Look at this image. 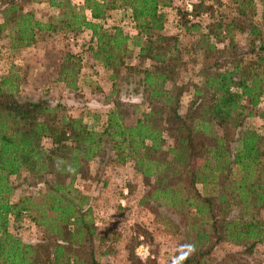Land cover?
<instances>
[{"label":"trees","instance_id":"1","mask_svg":"<svg viewBox=\"0 0 264 264\" xmlns=\"http://www.w3.org/2000/svg\"><path fill=\"white\" fill-rule=\"evenodd\" d=\"M44 1L61 12L56 25L34 19L23 10V0H0V32L10 39L9 49L26 48L55 29L88 31L95 45L92 59L104 69L123 67L122 80L132 86L126 96H139L145 109L112 97L113 90L101 126L88 125L81 117L56 118L57 106L48 100L21 95L15 74L0 77V264H98L93 211L74 183L87 178L90 161L104 157L133 164L147 187L140 205L154 202L183 216L174 264H202L223 242L244 252L263 243L264 136L242 129L247 117L258 115L255 108L264 96V33L251 28L252 47L237 60L219 63L215 54L224 46L214 48L212 39L229 38L230 45L235 24L216 23L214 31L209 27L196 44L203 45L199 56L207 73L189 86L177 82L181 62L176 37L163 32L167 0H82L80 6L68 0ZM243 6H251V0L238 4L237 18L244 16ZM113 10L124 11L133 35L99 23ZM203 10L200 3L192 5L194 15ZM130 42L148 62L146 68L124 61ZM71 86L73 82L65 83ZM185 92L193 97L180 114ZM131 108L139 112L132 121L126 112ZM163 136L172 141L165 150ZM43 139L49 140V148ZM21 171L41 182L43 190L11 202L8 177ZM21 213L42 229L45 241L25 244L7 231L9 218L16 221ZM179 228L178 223L168 231Z\"/></svg>","mask_w":264,"mask_h":264},{"label":"rangeland","instance_id":"2","mask_svg":"<svg viewBox=\"0 0 264 264\" xmlns=\"http://www.w3.org/2000/svg\"><path fill=\"white\" fill-rule=\"evenodd\" d=\"M68 1L75 6L82 4V0ZM167 1L168 4L162 7L165 15L163 32L176 37V54L181 62L177 82L182 81L189 86L195 85L201 75L207 73L199 56L203 45L196 44L198 35H204L209 27L212 26L214 31L216 23L227 24L233 20L235 24L232 26L230 45L229 38L224 41L212 39L217 42L214 48L221 49L224 46L222 53L219 50L215 54L220 56L219 63L232 58L237 60L239 53L252 47V37L249 35L251 28L264 33V21L261 19L264 0H251V6L240 7L244 9V16L238 18V4L246 0ZM198 3L204 10L194 15L192 5ZM22 8L30 11L34 19L41 22L49 21L56 25L60 19L61 12L50 8L44 0H23ZM99 23L105 29L120 27L123 33H134L126 14L121 10L107 12L105 19ZM89 33L85 30L74 33L55 29L38 36L28 47L11 51L6 32H0V77L9 72L15 74L19 78L18 90L21 95L48 100L51 106H57L56 118L81 117L88 125L95 122L101 126L104 114L110 108L107 98L113 90L112 97L117 96L125 103L138 105L137 110L144 111L145 106L139 96H126L132 86L122 80L124 68L104 69L92 59L95 45ZM64 58H68V62H63ZM123 59L131 65L141 63L143 68L148 66L147 61L139 58L137 48L131 42ZM128 79L135 81L133 76ZM71 82L74 86L65 87V83ZM192 97L191 92L183 94L180 114L190 105ZM255 110L258 115L247 117L242 130H253L264 136V96ZM126 112L131 113V121L139 115L133 108ZM95 116L98 117L97 121L93 118ZM213 128L216 133H220V127L215 123ZM163 138L165 150L172 141L167 136ZM42 145L49 148V140L43 139ZM8 181L12 188L11 202L19 197H36L43 190V184L24 171L8 177ZM74 186L88 197V204L93 211L95 236L92 245L98 264H174L179 258V235L184 229L181 225L185 223L183 216L175 211H164L163 206L154 202L146 205L138 203L147 187L129 160L121 164L113 163L107 157L96 158L88 164L87 178H77ZM178 223V231H168ZM7 231L25 244L37 245L46 239L42 229L26 213H21L16 221L9 218ZM243 250L229 242L220 243L202 264H264V242L256 245L251 252Z\"/></svg>","mask_w":264,"mask_h":264},{"label":"crops","instance_id":"3","mask_svg":"<svg viewBox=\"0 0 264 264\" xmlns=\"http://www.w3.org/2000/svg\"><path fill=\"white\" fill-rule=\"evenodd\" d=\"M129 35H133V33H129Z\"/></svg>","mask_w":264,"mask_h":264}]
</instances>
